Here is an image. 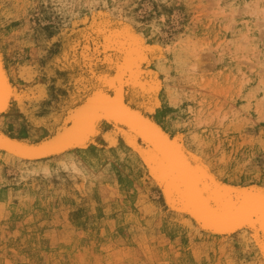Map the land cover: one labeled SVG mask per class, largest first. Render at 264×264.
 I'll return each instance as SVG.
<instances>
[{"label":"rangeland","instance_id":"374dc122","mask_svg":"<svg viewBox=\"0 0 264 264\" xmlns=\"http://www.w3.org/2000/svg\"><path fill=\"white\" fill-rule=\"evenodd\" d=\"M123 30L146 55L144 88L129 86L127 103L218 184L264 192V0H0L13 87L0 132L27 144L53 136L109 89L99 78L122 55L105 62L103 36ZM88 37L99 44L90 68ZM96 127L45 159L0 150V264H264L262 231L205 234L170 205L149 145Z\"/></svg>","mask_w":264,"mask_h":264},{"label":"bare ground","instance_id":"6f19581e","mask_svg":"<svg viewBox=\"0 0 264 264\" xmlns=\"http://www.w3.org/2000/svg\"><path fill=\"white\" fill-rule=\"evenodd\" d=\"M14 23L13 21L11 24ZM19 35L21 34L12 35L14 41L10 44L13 47L21 46ZM103 37L102 52L105 62L111 60L113 50L122 55L115 73L111 76L101 75L99 78L109 89L94 90L78 107L69 111L66 118L68 124L40 143L27 144L0 132V150L21 160H40L84 145L90 137L97 134L96 125L100 122L118 127L150 146L151 154L147 158L152 161L157 157V174L167 200L176 212L189 216L199 230L209 236L232 235L249 228L264 233V192L256 189L238 190L218 184L206 169L190 160L176 139L169 137L141 111L129 105L126 101L129 86L144 88L140 65L146 60V55L137 40L128 38L125 31H112L105 33ZM88 40L81 55L88 61L85 65L90 68L97 59L99 44L93 38L92 44L91 38L88 37ZM4 47L7 48L8 43L5 42ZM2 52L0 51V115L9 109L13 94ZM150 87L152 90L153 85ZM135 124L145 128L154 138ZM235 220L237 221L233 223Z\"/></svg>","mask_w":264,"mask_h":264},{"label":"water","instance_id":"95a60500","mask_svg":"<svg viewBox=\"0 0 264 264\" xmlns=\"http://www.w3.org/2000/svg\"><path fill=\"white\" fill-rule=\"evenodd\" d=\"M111 94H113V92L111 91L110 92ZM128 119V118H127ZM129 121H131V119H128ZM151 121V120H150ZM132 122V121H131ZM134 123V122H133ZM154 123V122H153ZM66 124H68V123H66ZM65 124V125H66ZM135 125H137V127H139L142 131H144L145 133H147L148 135H150L147 131H145V128H143V127H140L138 124H135ZM64 127V126H63ZM57 133V132H56ZM55 133V134H56ZM151 137H153L152 135H150ZM52 137V136H51ZM154 138V137H153ZM248 190H254L255 191V189L254 188H248ZM214 203V202H213ZM238 219H240V218H237V220ZM237 220H235L233 223H235ZM225 226H228V225H225Z\"/></svg>","mask_w":264,"mask_h":264}]
</instances>
